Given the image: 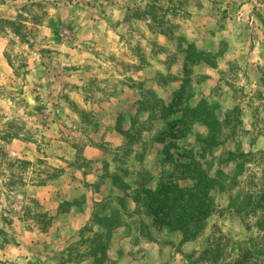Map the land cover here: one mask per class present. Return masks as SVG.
Instances as JSON below:
<instances>
[{
    "label": "clouds",
    "instance_id": "9594fccd",
    "mask_svg": "<svg viewBox=\"0 0 264 264\" xmlns=\"http://www.w3.org/2000/svg\"><path fill=\"white\" fill-rule=\"evenodd\" d=\"M13 4L0 3L15 22L0 23V264H264V0ZM188 56L195 103L175 96ZM200 99L219 131L196 120L178 140L170 126ZM209 142L205 209L149 212L191 164L180 152Z\"/></svg>",
    "mask_w": 264,
    "mask_h": 264
},
{
    "label": "rangeland",
    "instance_id": "374dc122",
    "mask_svg": "<svg viewBox=\"0 0 264 264\" xmlns=\"http://www.w3.org/2000/svg\"><path fill=\"white\" fill-rule=\"evenodd\" d=\"M5 0H0V3H4ZM14 4H13V7H17L15 5V0H13ZM23 11H27V8H23L22 9ZM18 18H23V17H18ZM13 19V16H12V11L11 9L9 10H0V23H8V24H12L13 26L15 25V22L12 21ZM185 67H184V78H183V83L181 85V90L179 92H176L175 93V96L177 98V101H181L182 98L187 95V98L189 101L195 103L197 101V96L196 94L192 91L190 85H191V80H190V74H191V69L188 67V65L191 63V64H195L196 61L193 59L192 56H188L186 59H185ZM180 80V77L179 76H175V77H172V82L175 83V82H178ZM262 82H264V80H262ZM199 83L201 84H204L205 86L207 84H210L211 83V77H203L201 78V80L199 81ZM206 91V87L204 89H202L200 95L201 96H204V93ZM207 101L206 99H200L199 100V104H198V107L195 109V110H205V105H206ZM187 110L189 109H183V116L186 114V119L184 120V122H181L180 120L176 121L175 124L171 125L170 127L174 128L176 127V125H179V124H182L184 125V130H182L180 133L178 134H175L177 136V139L180 140V139H187V133L191 132L192 129H193V121L195 120H190L189 117L187 116ZM207 116H209L210 118H212L211 122L208 123L207 119H203L205 123H208L209 126L213 129V132H218L219 131V121L221 120V117L219 115H213L212 113L210 112H206ZM188 117V118H187ZM232 119V116L231 114H229V117L228 119L224 120V123L227 124L231 121ZM197 129L200 127V125H196ZM97 131L98 132H102L103 129L98 125L97 126ZM196 142H199V139H200V134L198 133L197 136L194 138ZM171 147H176V148H179L180 145L179 143L177 144H173L171 145ZM219 145H215L214 143H207L199 153H196L194 150H191V149H188V150H184V151H181L180 152V155L182 157H187L189 160H198L199 161V168L202 169V167L205 166V164L207 165L209 171H211L212 169V163L208 162L207 161V157L212 153V151L216 148H218ZM90 151H95V150H90ZM165 151H167V149H165ZM169 159L171 160L172 158L169 157ZM204 162V163H202ZM222 167L220 170L223 171V168L226 167V164L223 160L220 161ZM176 167L178 169H183V171L180 173L179 176H184L183 178H179V179H176L175 181H173L171 184L173 183H178L180 186H190L192 184V181L185 177V175L189 172V168L188 167H181V164L177 163L176 164ZM193 168V166H191V169ZM171 175V174H169ZM178 181V182H177ZM124 187H130V186H124ZM97 192H99V188H97ZM140 197H141V193H137L136 194V199L139 201L140 200ZM121 203H123V201H121ZM148 211L150 212V209L148 208ZM177 251H179V249H177Z\"/></svg>",
    "mask_w": 264,
    "mask_h": 264
},
{
    "label": "trees",
    "instance_id": "16d2710c",
    "mask_svg": "<svg viewBox=\"0 0 264 264\" xmlns=\"http://www.w3.org/2000/svg\"><path fill=\"white\" fill-rule=\"evenodd\" d=\"M187 116L190 120H201L204 119L205 116L207 117L208 123L211 122L212 118L205 115L206 112L204 110H195V109H189L187 110ZM187 117V118H188ZM186 119V114L180 119L181 122H184ZM191 166L193 168L191 169ZM199 166L198 160H191V164H181V167L189 168V172L185 175V177L189 178L192 181V184L190 186H180L178 183L171 184L170 187H167L163 193V197H157L156 198V206L153 208V201H147L148 208L150 209V212L156 211H167L169 215L173 214L178 206H181L182 201L188 202V210L189 211H202L206 207L205 200L201 197H199L197 194L194 193V189L199 188L204 196H207L209 194L210 189H207L204 184V173L201 171V168ZM216 175L220 176L223 175L222 170H218ZM184 176H179V178H183ZM178 182V181H177ZM147 196H152V193H145Z\"/></svg>",
    "mask_w": 264,
    "mask_h": 264
}]
</instances>
